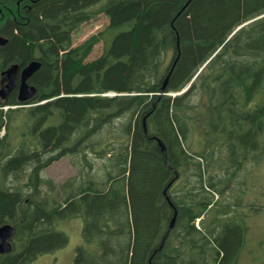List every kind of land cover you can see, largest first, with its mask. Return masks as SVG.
Segmentation results:
<instances>
[{"label":"trees","instance_id":"1","mask_svg":"<svg viewBox=\"0 0 264 264\" xmlns=\"http://www.w3.org/2000/svg\"><path fill=\"white\" fill-rule=\"evenodd\" d=\"M0 8V85L5 69L41 61L32 99L20 102L17 88L0 97V226L15 227L0 264L65 247L58 226L73 218L83 219L75 264H237L245 203L221 186L264 154V0ZM101 13L104 29L75 45L74 32ZM197 128L203 152L190 149ZM63 157L78 174L57 183L44 171Z\"/></svg>","mask_w":264,"mask_h":264},{"label":"rangeland","instance_id":"2","mask_svg":"<svg viewBox=\"0 0 264 264\" xmlns=\"http://www.w3.org/2000/svg\"><path fill=\"white\" fill-rule=\"evenodd\" d=\"M108 22L109 17L101 13L91 21L83 23L73 34L74 44H79L88 36L104 29ZM102 49L103 42L96 45L91 58L98 56ZM172 94L177 93L173 92ZM196 132L197 135L190 142V149L192 152H203L205 144L203 134L200 130ZM222 155L225 157V152ZM222 155L217 149L213 156L221 159L223 158ZM226 162L225 159L224 162L221 161L220 163L225 164ZM44 172L46 176L51 177L57 183H62L69 177L78 174V170L71 164L68 157L55 161ZM233 177L221 186V190L228 200L235 201L238 197H243L245 205L240 207V211L248 226L246 243L237 264H264V154L256 161L246 160L237 175ZM244 179L245 183H243ZM219 194L217 193L218 196ZM250 203H255L260 208L258 210L247 208L246 206ZM58 228L69 236V243L55 252L42 254L34 261L26 264H75L77 247L83 242V219L66 220L60 223Z\"/></svg>","mask_w":264,"mask_h":264},{"label":"water","instance_id":"3","mask_svg":"<svg viewBox=\"0 0 264 264\" xmlns=\"http://www.w3.org/2000/svg\"><path fill=\"white\" fill-rule=\"evenodd\" d=\"M7 41L8 38L4 36H0V46L6 44ZM40 67H41V61L38 59H34L21 69L19 68L18 64H14L10 68L2 71V75L4 76L2 81L4 82V80H7V82L2 83L0 86V97L6 99L8 95L18 86V99L20 102H26L32 99L36 94V87L30 84L28 80ZM173 68L174 66L172 67V70ZM19 70H20V82L18 84L17 77ZM172 70L170 71V73L172 72ZM168 79L169 76L167 77L164 85L162 86V90H165ZM156 139L159 145L161 146L162 151L166 155V144L161 138L156 137ZM176 214L170 224V227L174 225V222L176 220ZM14 234H15V227L12 224L8 223L0 226V253H7L12 251L13 249L12 238Z\"/></svg>","mask_w":264,"mask_h":264},{"label":"flooded vegetation","instance_id":"4","mask_svg":"<svg viewBox=\"0 0 264 264\" xmlns=\"http://www.w3.org/2000/svg\"><path fill=\"white\" fill-rule=\"evenodd\" d=\"M6 82H7V80H4V82L2 81L1 84H2V83H6ZM19 82H20V70H19L18 77H17V83L19 84ZM0 86H1V85H0ZM16 88L18 89V86H17ZM16 88H15V89H16Z\"/></svg>","mask_w":264,"mask_h":264},{"label":"bare ground","instance_id":"5","mask_svg":"<svg viewBox=\"0 0 264 264\" xmlns=\"http://www.w3.org/2000/svg\"><path fill=\"white\" fill-rule=\"evenodd\" d=\"M10 12L13 13V11H10ZM6 13H7V12H6ZM6 13H5V15L7 16ZM3 14H4V13H3ZM8 14H9V13H8ZM14 14H15V12H14ZM14 14H13V15H14ZM0 15H1V14H0ZM10 15H12V14H10ZM16 15H17V14H16ZM6 16H5V18H6ZM3 19H4V17H3ZM19 20H20V19H19ZM19 20H18V21H19ZM45 169H46V168H45Z\"/></svg>","mask_w":264,"mask_h":264},{"label":"built area","instance_id":"6","mask_svg":"<svg viewBox=\"0 0 264 264\" xmlns=\"http://www.w3.org/2000/svg\"><path fill=\"white\" fill-rule=\"evenodd\" d=\"M199 220H200V219H198V221H197V226H199Z\"/></svg>","mask_w":264,"mask_h":264}]
</instances>
